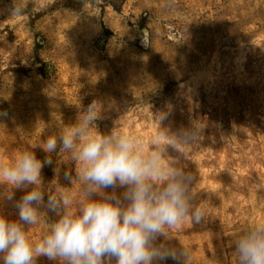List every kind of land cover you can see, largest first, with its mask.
<instances>
[{
	"label": "rangeland",
	"instance_id": "1",
	"mask_svg": "<svg viewBox=\"0 0 264 264\" xmlns=\"http://www.w3.org/2000/svg\"><path fill=\"white\" fill-rule=\"evenodd\" d=\"M16 4L22 14L0 0V165L75 124L95 100L102 133L128 135L145 156L164 145L161 165L194 176L204 218L170 230V246H183L189 264H238L233 241L264 222V0ZM51 156L43 190L67 193L76 212L82 184L65 172L74 178L80 164L59 149ZM10 190L0 185V216L16 219L3 198ZM48 218L58 219L42 208L26 229L34 244L48 234ZM37 264L57 262L41 256Z\"/></svg>",
	"mask_w": 264,
	"mask_h": 264
},
{
	"label": "clouds",
	"instance_id": "2",
	"mask_svg": "<svg viewBox=\"0 0 264 264\" xmlns=\"http://www.w3.org/2000/svg\"><path fill=\"white\" fill-rule=\"evenodd\" d=\"M13 4L12 14H22L16 0ZM98 103L93 100L75 124L33 148L48 154L44 160L31 149L0 165V185H11L3 198L17 216H0L2 264H37L41 256L57 264H164L168 259L189 264L183 246H170L169 231L204 218L205 210L195 203L194 176L184 168L161 165L164 145L145 156L128 135L102 133ZM165 118L162 113L160 120ZM178 135L185 139L184 132ZM187 137L189 142L195 133ZM171 146L176 147L174 142ZM58 149L80 164L74 178L65 172V179L82 184L84 199L76 212L69 210L72 199L67 193L58 198L43 190L42 170L53 165L51 154ZM17 190L24 193L18 200ZM42 208L58 219H47L48 234L34 244L26 229L39 222ZM233 245L238 264H264V222L250 225Z\"/></svg>",
	"mask_w": 264,
	"mask_h": 264
}]
</instances>
